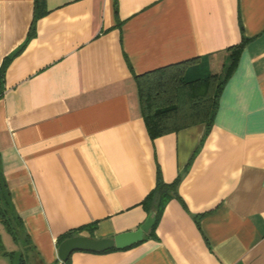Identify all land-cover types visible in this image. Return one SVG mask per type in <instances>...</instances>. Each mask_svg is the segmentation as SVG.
I'll return each mask as SVG.
<instances>
[{
	"label": "crops",
	"instance_id": "0c3cea01",
	"mask_svg": "<svg viewBox=\"0 0 264 264\" xmlns=\"http://www.w3.org/2000/svg\"><path fill=\"white\" fill-rule=\"evenodd\" d=\"M33 3L0 0V60L23 44L4 70L0 168L36 261L264 264V0H43L26 40ZM242 38L207 134L149 139L133 75L197 56L219 71ZM156 171L179 179L152 235L57 259L67 232L134 230Z\"/></svg>",
	"mask_w": 264,
	"mask_h": 264
},
{
	"label": "trees",
	"instance_id": "16d2710c",
	"mask_svg": "<svg viewBox=\"0 0 264 264\" xmlns=\"http://www.w3.org/2000/svg\"><path fill=\"white\" fill-rule=\"evenodd\" d=\"M43 13V0H34L33 16L26 40L33 35L35 19ZM245 40L242 38L237 45L226 48V55L220 64L219 71L211 69L207 57L197 56L133 75L139 113L149 139L198 123L204 125L203 136L207 134L212 124L220 90L232 73ZM22 45L0 60V96L4 90L5 67ZM178 179L179 176L172 182H164L156 171L154 185L141 201L147 213L151 211L154 215L152 225L144 237L152 235L166 201L177 197L175 189ZM0 226L14 243L24 247V250L6 251L0 242V254L14 259L12 264H28L27 252L29 249L32 251V246L28 235L23 230L20 217L11 205L1 168ZM92 227L88 226L87 229L90 230ZM73 234V232H67L60 236L57 244ZM111 249L114 248L105 250Z\"/></svg>",
	"mask_w": 264,
	"mask_h": 264
},
{
	"label": "water",
	"instance_id": "95a60500",
	"mask_svg": "<svg viewBox=\"0 0 264 264\" xmlns=\"http://www.w3.org/2000/svg\"><path fill=\"white\" fill-rule=\"evenodd\" d=\"M154 220L153 212H148L144 220L134 229L120 232L110 238H92L82 235L69 236L62 239L56 246V257L64 261L73 250L102 251L108 248L121 249L142 239Z\"/></svg>",
	"mask_w": 264,
	"mask_h": 264
},
{
	"label": "rangeland",
	"instance_id": "374dc122",
	"mask_svg": "<svg viewBox=\"0 0 264 264\" xmlns=\"http://www.w3.org/2000/svg\"><path fill=\"white\" fill-rule=\"evenodd\" d=\"M216 71V70H213ZM0 242L2 244V248L6 251L10 250H24V247L19 243H14L11 239V237L3 230V228L0 226ZM28 254V264H41L36 261V259L31 254V250L27 252ZM14 259H10L7 255L0 254V263H7L12 264V261Z\"/></svg>",
	"mask_w": 264,
	"mask_h": 264
}]
</instances>
